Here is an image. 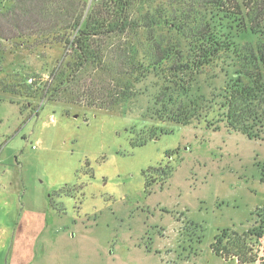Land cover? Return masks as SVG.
<instances>
[{"label": "rangeland", "instance_id": "obj_1", "mask_svg": "<svg viewBox=\"0 0 264 264\" xmlns=\"http://www.w3.org/2000/svg\"><path fill=\"white\" fill-rule=\"evenodd\" d=\"M115 1L66 0L65 6L85 14L111 2L115 12ZM15 3L0 0V12ZM133 10L184 22L191 16L197 28L207 21L236 45L260 39L247 20L238 33L240 16L234 21L212 0H134ZM54 36L0 42V264H233L213 254L214 238L225 229H258L260 218L264 224V138L229 129L217 98L241 70L234 54H217L199 73L149 69L132 98L103 110L87 100L72 105L49 97L52 76L69 60ZM148 37L171 42L184 58L199 52L194 37L165 27ZM143 52L136 53L140 61ZM162 93L202 95L211 107L187 125L159 122L155 101ZM246 247L259 258L258 239Z\"/></svg>", "mask_w": 264, "mask_h": 264}, {"label": "trees", "instance_id": "obj_2", "mask_svg": "<svg viewBox=\"0 0 264 264\" xmlns=\"http://www.w3.org/2000/svg\"><path fill=\"white\" fill-rule=\"evenodd\" d=\"M15 1L14 6H3L4 11L0 12V42L60 35L56 41L67 46L65 59L68 57L69 60L60 65L52 76L53 85L48 91L50 98L58 96L61 102L72 105L87 100L88 107L111 110L134 96V85L149 69L171 75L189 70L199 73L204 66L213 62L217 54L231 51L241 70L229 80L223 94L217 95L221 99V107L225 109L222 117L229 129L241 132L249 139L264 138V0L254 7L250 6L252 2L261 0H212L224 15L233 14L234 21L240 16L236 20L239 22L238 33L245 31L243 23L247 20L250 30L259 35L260 39L255 45L243 46L230 41L232 37L227 36L226 39L224 33L214 26L210 27L207 21L197 28L199 23L191 16H187L185 22L181 17L167 13L147 12L146 15L137 16L133 10L134 0L115 1V12L110 8L111 2L106 8L99 4L91 7L86 15L82 8H66V0ZM244 7L250 11L247 17L242 12ZM162 27L186 39L194 37L198 41L195 44L199 49L198 55L188 54L184 58L171 42L162 44L148 37L152 31ZM144 33L148 35L144 36ZM68 34L71 40L64 39ZM131 37L136 40L131 41ZM113 39L123 41L121 46L113 44ZM129 44L133 45L132 48L128 47ZM141 50L146 57L144 61H140L136 55ZM100 74L107 75L114 85H106ZM124 79L126 84H123ZM179 96L162 93L156 98L159 122L187 125L202 113L206 114L211 107L202 95L189 98H181L183 94ZM263 235L264 224L260 218L258 229L242 234L222 230L210 245L211 251L224 261L252 263L258 260V255L252 254L253 250L246 247V242L253 237L260 240Z\"/></svg>", "mask_w": 264, "mask_h": 264}, {"label": "crops", "instance_id": "obj_3", "mask_svg": "<svg viewBox=\"0 0 264 264\" xmlns=\"http://www.w3.org/2000/svg\"><path fill=\"white\" fill-rule=\"evenodd\" d=\"M3 189H4V187L1 188V185H0V191L3 190ZM9 206L8 207H5V212H7V213H8V211L11 210V204ZM5 212H4V215H5ZM35 215H36V220H38V222L44 221V217H43L42 214H35ZM43 224H44V222H43ZM43 224H42V226L39 229H37L38 231H40L42 229V227H44ZM3 228H4V230L6 232L9 231V230H11L10 224L5 225V227H3ZM18 232H19V235H18ZM20 233H21V225H20V223H18L17 226H16V228H15V230H14L12 246L17 247V245L19 243ZM259 244L261 245V248H260V255H259L258 260L255 261V262H252V263H247V264H264V235L259 240ZM225 262H228V261H225ZM231 262L233 264H236V261H231ZM10 264H18V262L17 261L16 262L15 261H12V263H10Z\"/></svg>", "mask_w": 264, "mask_h": 264}, {"label": "built area", "instance_id": "obj_4", "mask_svg": "<svg viewBox=\"0 0 264 264\" xmlns=\"http://www.w3.org/2000/svg\"><path fill=\"white\" fill-rule=\"evenodd\" d=\"M32 82V80L31 79H28V83H31Z\"/></svg>", "mask_w": 264, "mask_h": 264}]
</instances>
